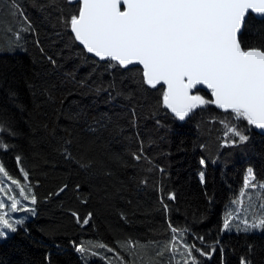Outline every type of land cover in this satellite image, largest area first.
Returning a JSON list of instances; mask_svg holds the SVG:
<instances>
[{"label": "trees", "instance_id": "obj_1", "mask_svg": "<svg viewBox=\"0 0 264 264\" xmlns=\"http://www.w3.org/2000/svg\"><path fill=\"white\" fill-rule=\"evenodd\" d=\"M71 14L78 4L67 0H0V123L15 133L0 134V164L36 197L0 180L12 190L0 193L6 205L10 194L34 210L10 213L22 224L0 240V264H183L186 254L156 255L172 227L179 244L207 254L194 249L197 264H264V233L254 232L264 230L243 231L264 215V189H244L249 168L264 183V135L213 104L178 120L140 68L90 57L63 23ZM239 39L264 43V19L249 15Z\"/></svg>", "mask_w": 264, "mask_h": 264}, {"label": "snow or ice", "instance_id": "obj_2", "mask_svg": "<svg viewBox=\"0 0 264 264\" xmlns=\"http://www.w3.org/2000/svg\"><path fill=\"white\" fill-rule=\"evenodd\" d=\"M67 3L78 4V14L63 20L65 26L70 27L74 40L100 61L115 62L108 63L109 68L117 64L121 68L141 65L143 83L153 89L161 84L165 86L163 106L178 120L184 121L195 109L214 104L231 112L233 119L264 130V43L245 48L239 39L250 13L264 17V0H67ZM198 85L210 90L211 100L193 93ZM225 127L228 133L239 138V142L247 141V135L237 126L226 122ZM5 132L15 134L6 124L0 123V134ZM0 149H8L3 139H0ZM16 159L19 164L20 157ZM200 163L203 165L205 161L202 159ZM24 178H28L26 173ZM200 179L203 183V173ZM0 180L10 181L22 199L36 203L30 188L26 189L2 164ZM254 180L249 168L244 189H264V183L257 185L252 183ZM11 191L7 186L0 187V193ZM245 194L243 190L240 193L241 197ZM168 198L174 200L175 196L170 194ZM7 200L10 201L8 205L0 198V237L6 234L5 230L16 232L17 226L22 224L20 219H10V213L34 211L23 208L16 196L9 194ZM260 208L264 209V203ZM89 218L83 219L82 224L87 225ZM231 219V214L226 216L225 230L231 227ZM77 222L81 223L79 218ZM243 222V231L264 230V215L252 223ZM171 230L172 240L157 252V256L163 257L165 252H170L174 260L177 254H186L190 259H185L183 264H197L194 249L201 256L207 255L195 245L179 244L176 237L180 230L175 227ZM177 244L184 249L183 253L177 252ZM96 246L106 247L102 243ZM76 251L83 254L87 250L77 246ZM145 264L161 262L149 259ZM175 264L181 262L175 261ZM240 264L251 262L241 257Z\"/></svg>", "mask_w": 264, "mask_h": 264}, {"label": "water", "instance_id": "obj_3", "mask_svg": "<svg viewBox=\"0 0 264 264\" xmlns=\"http://www.w3.org/2000/svg\"><path fill=\"white\" fill-rule=\"evenodd\" d=\"M73 4H77V3H73ZM249 15H251V16H253L254 18H256V19H264V17H261V16H259V15H257V14H255V13H250ZM248 15V16H249ZM247 16V17H248ZM246 17V18H247ZM73 35V34H72ZM240 35V34H239ZM78 43V42H77ZM79 44V43H78ZM80 45V44H79ZM82 48H83V46L82 45H80ZM86 51V50H85ZM87 53V52H86ZM90 57H92L93 59H96V60H99V58L98 57H95L94 55H92V54H90V53H87ZM100 61V60H99ZM140 68L142 71H143V68H142V66L141 65H138V64H135V65H129L127 68ZM157 87H162V88H164L165 86L164 85H158ZM197 89L199 90V91H197ZM197 89H194L193 90V93L195 94L196 92H206V93H210V96H211V92H210V90L209 89H207L205 86H203V85H198L197 86ZM211 99H212V97H211ZM213 106L217 109V110H219V111H222V112H225V111H223V110H221V109H219V108H217L214 104H213ZM172 113V112H171ZM173 114V113H172ZM174 115V114H173ZM254 129L256 130V132L257 133H259V134H261V135H264V130H262V129H257V128H255L254 127Z\"/></svg>", "mask_w": 264, "mask_h": 264}, {"label": "rangeland", "instance_id": "obj_4", "mask_svg": "<svg viewBox=\"0 0 264 264\" xmlns=\"http://www.w3.org/2000/svg\"><path fill=\"white\" fill-rule=\"evenodd\" d=\"M246 175H247V173H246ZM18 212V211H17ZM15 218H16V216H15ZM10 219H12L11 217H10ZM248 232V231H247ZM254 232H258V233H264V231H254ZM5 235L4 236H2V237H0V240L1 239H4V238H7V236H9L10 234H12L13 232H8L7 230H5Z\"/></svg>", "mask_w": 264, "mask_h": 264}]
</instances>
